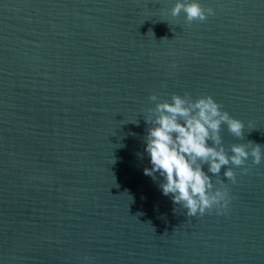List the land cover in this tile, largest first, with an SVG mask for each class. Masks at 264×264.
Segmentation results:
<instances>
[{
  "label": "water",
  "instance_id": "water-1",
  "mask_svg": "<svg viewBox=\"0 0 264 264\" xmlns=\"http://www.w3.org/2000/svg\"><path fill=\"white\" fill-rule=\"evenodd\" d=\"M0 264H264V0H0Z\"/></svg>",
  "mask_w": 264,
  "mask_h": 264
}]
</instances>
